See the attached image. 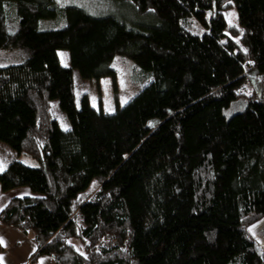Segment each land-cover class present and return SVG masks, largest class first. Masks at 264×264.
Returning <instances> with one entry per match:
<instances>
[{
	"label": "trees",
	"instance_id": "1",
	"mask_svg": "<svg viewBox=\"0 0 264 264\" xmlns=\"http://www.w3.org/2000/svg\"><path fill=\"white\" fill-rule=\"evenodd\" d=\"M129 5L146 30L58 0H0V51L24 50L0 67V141L39 161L0 172L4 191L34 193L0 222L57 264H264L249 231L264 218V93L226 114L253 76L264 84V0ZM117 56L146 85L115 112L79 100L75 70L115 75Z\"/></svg>",
	"mask_w": 264,
	"mask_h": 264
},
{
	"label": "rangeland",
	"instance_id": "2",
	"mask_svg": "<svg viewBox=\"0 0 264 264\" xmlns=\"http://www.w3.org/2000/svg\"><path fill=\"white\" fill-rule=\"evenodd\" d=\"M129 2L131 3V0H58V4L62 7L76 5L86 9L95 16L115 15L126 21L131 27L139 30H146L145 25L150 23L151 17L139 14L129 5ZM228 22L231 25L238 26L237 11L235 9L228 10ZM59 55L63 64L70 65V55L68 51L61 50L59 51ZM23 60L24 50L22 49L9 48L0 51V67L17 64ZM112 67L116 70L115 75H107L98 79H83L80 77L78 71L75 70L77 98L80 100L84 94H87L90 98L91 104L97 109L106 112H115L122 108L147 83L137 80L136 66L132 59L117 56L112 62ZM255 90L258 91V95L261 99V94L264 93V84L253 76L252 83H248L246 87L240 90L242 94L240 98L233 101L230 107L226 110L227 116H231L232 114L245 109L248 105L249 97L253 95ZM54 104L55 107L53 112L55 117L63 122L61 123L62 127H69V120L62 115L56 107L57 101H55ZM13 160H18L33 167L39 166V161L37 159L25 154H18V152L10 146L0 141V163L3 165V170H5ZM97 185L98 181L93 180L90 185V190L96 189L98 187ZM25 188L30 195H34L28 186ZM16 194L22 196L24 195V192L19 191L16 192ZM8 195L9 193H6L5 197H0V208L9 197ZM11 228L14 229V227ZM249 231L256 237L258 235L261 243L264 244V218L252 225L249 228ZM72 241L75 242L79 248L82 246L81 241L76 239H73ZM0 261L2 264H17L12 260L8 250H6L4 254L0 253Z\"/></svg>",
	"mask_w": 264,
	"mask_h": 264
},
{
	"label": "crops",
	"instance_id": "3",
	"mask_svg": "<svg viewBox=\"0 0 264 264\" xmlns=\"http://www.w3.org/2000/svg\"><path fill=\"white\" fill-rule=\"evenodd\" d=\"M25 187L27 186L15 187L11 190L4 191L0 184V197H5L6 193H9V197L0 208V211L12 198L29 196L30 194L27 192ZM19 191L24 192V195H17L16 192ZM11 227L12 226H8L0 222V253L4 254V252L8 250L12 260L17 264H57L53 256L37 255L38 247L34 240L33 232L25 233L18 228L14 227V229H12ZM257 237L259 239L258 235ZM0 264H2L1 261Z\"/></svg>",
	"mask_w": 264,
	"mask_h": 264
},
{
	"label": "snow or ice",
	"instance_id": "4",
	"mask_svg": "<svg viewBox=\"0 0 264 264\" xmlns=\"http://www.w3.org/2000/svg\"><path fill=\"white\" fill-rule=\"evenodd\" d=\"M3 170V165H2V163H0V171H2Z\"/></svg>",
	"mask_w": 264,
	"mask_h": 264
}]
</instances>
